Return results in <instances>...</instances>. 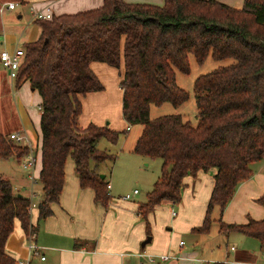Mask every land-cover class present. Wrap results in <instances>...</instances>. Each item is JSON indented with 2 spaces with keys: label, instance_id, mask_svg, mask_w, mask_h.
Wrapping results in <instances>:
<instances>
[{
  "label": "trees",
  "instance_id": "16d2710c",
  "mask_svg": "<svg viewBox=\"0 0 264 264\" xmlns=\"http://www.w3.org/2000/svg\"><path fill=\"white\" fill-rule=\"evenodd\" d=\"M34 21L40 35L22 46L13 82L17 88L28 81L41 98L37 221L50 215V204L58 201L68 157L80 187H90L95 202L109 199L106 182L88 163L110 159L96 141L105 137L113 142L118 133L105 125L78 124L79 96L103 88L89 67L96 61L115 68L122 64L121 115L127 124H142L132 151L162 160L158 179L138 205L147 234L146 216L154 207L164 200L180 201L185 177L214 168L202 223L192 229L208 232L213 207L220 216L237 184L251 176L250 164L264 157V0H242L239 8L216 0H163L161 5L102 0L96 8ZM188 53L197 63L208 54L234 62L195 78V125L179 114L149 119L150 105L177 106L187 99L175 71H189ZM24 151L0 132V157L20 158ZM257 202L264 206V192ZM27 204L0 177V264H17L5 243L15 222L27 232ZM216 221L220 232H239L263 246L264 217L246 223Z\"/></svg>",
  "mask_w": 264,
  "mask_h": 264
},
{
  "label": "crops",
  "instance_id": "0c3cea01",
  "mask_svg": "<svg viewBox=\"0 0 264 264\" xmlns=\"http://www.w3.org/2000/svg\"><path fill=\"white\" fill-rule=\"evenodd\" d=\"M8 1L15 2L14 8H5L0 12V15L5 16L4 23L1 24L3 32L0 50L8 51H11L15 45L22 47L25 43L33 42L39 37L40 26L31 19L32 10L43 9L52 15L69 14L96 8L102 2V0H0V4ZM123 1L154 5L163 3V0ZM216 1L235 8H239L242 4V0ZM89 67L103 88L79 96L82 110L78 123L81 127L89 123L103 125L104 111L111 106L115 96L121 102V89L118 82L122 64L120 63L119 68H115L103 62L92 61ZM0 91L2 92L0 98L6 101L7 110L13 116V126L4 135L23 130L38 140L39 149L40 112L38 107L41 98L37 91L30 88L28 81H23L14 88L13 80L8 78L6 71L1 67ZM38 157L36 154L34 170L36 178L40 169V152ZM254 163L250 164L251 176L237 184L220 216L218 209L213 220L216 221L220 217L224 223H246L249 219L260 220L264 217V206L257 202L264 192V173L261 172L260 165L251 167ZM96 168L94 166L95 173H97ZM214 173L215 169L210 168L207 171L198 172L195 178L185 177L181 201L174 214L170 211L167 219L158 218V214L152 213L153 210L147 214L149 234L146 232L144 220L139 217L137 211L139 203L113 199L109 191L112 188L111 185L107 189L109 199L106 204L95 202L93 190L90 187H80L76 177L75 180L68 182L70 184L68 187L65 188L66 184L62 186L58 201L50 204L52 210L50 215L37 221V209H32L30 214V223L36 226L34 243L39 248L40 256L44 258L30 255L25 245V233L18 222H15L13 231L6 240L5 251L16 262L21 260L27 264H142L144 258L138 256V253L142 251L150 254H173L174 257L170 258L172 260L162 262H166L165 264H187L189 258L194 255L192 251L180 248L184 244L180 234L187 232L199 234L192 232V229L202 223ZM9 182L11 183L10 180ZM105 182L109 184L108 181ZM37 183L39 184L38 181ZM11 185L17 194L27 196L26 189L22 194L17 187L12 183ZM21 186L26 188L29 182H24ZM39 187L41 188L40 184ZM39 193L38 201L41 199L40 190ZM146 236H150V241L141 247V242ZM180 241L183 242L182 245H179ZM234 258L236 261L249 262L256 257L250 251L245 255L238 252ZM197 263L202 264V261L198 260Z\"/></svg>",
  "mask_w": 264,
  "mask_h": 264
},
{
  "label": "rangeland",
  "instance_id": "374dc122",
  "mask_svg": "<svg viewBox=\"0 0 264 264\" xmlns=\"http://www.w3.org/2000/svg\"><path fill=\"white\" fill-rule=\"evenodd\" d=\"M4 18V15H0V39L3 32L1 24L4 23ZM5 23L8 22L5 21ZM232 62H234L232 57L215 60L208 54L202 63H197L192 54L188 53L189 71L187 73L175 71L176 84L188 92L187 99L177 106H173L169 102H164L161 105H150L148 118L154 119L162 115L179 114L183 120L189 121L191 125H195L198 119L193 89L195 78ZM1 95L2 92L0 91V96ZM7 107L6 101L0 98V132L3 134L7 133L13 126V116L9 110H7ZM108 107V110L104 111L105 118L103 120V125L117 132L118 138L113 142L105 137L98 138L96 147L98 150L110 155V159H103L98 162L97 165H95L92 160H89V168L95 171L94 166H96L97 173L99 175H104L103 179L108 181L112 186L109 191L113 199L118 198L121 200L120 195L129 193L130 198L127 201L139 204L143 203L146 200V193L151 189L153 182H155L160 175L162 160L160 158H150L134 153L132 148L142 129V124L138 122L127 124L124 121L121 115V102L116 96L111 102V106ZM127 125L128 129L126 130L125 127ZM38 156L39 149L37 150V157ZM20 161L21 158H16L14 155L0 157V177L10 180L11 183L17 187L19 192L23 194V192L25 193L24 189L29 191V187L23 188L24 186H21L24 182H27L28 179L26 176L27 171L21 168ZM257 165L261 166V172L264 173V157L260 161L252 164L251 167L255 168ZM38 166L39 157L37 158L36 167L38 168ZM75 179L76 175L73 169V162L72 159L68 157L64 165L63 186L66 184L65 188L68 187L70 185L68 182ZM33 187L35 192L38 190V199L40 196L39 190L41 191V188L38 183H34ZM134 188L137 189L138 193L132 194V189ZM180 201L171 202L164 200L154 207L152 213L155 215L158 214V218L167 219L170 211L176 212ZM213 210L214 211L211 212L212 222L208 232L199 234L187 232L180 234L181 239L184 241L183 246L180 248L192 251L194 255L192 258H189L187 264H198V260L202 261L203 264H245L236 261L234 255L238 252L245 255L247 252L250 253V251L256 257L255 259L264 255V244L260 247L258 240L255 238L247 237L242 233L234 231L226 233L220 232L216 221L213 220V218L216 217L215 212L218 211L217 206H214ZM159 221L163 220L159 219ZM165 263L160 262L156 264ZM142 264L150 263L143 259Z\"/></svg>",
  "mask_w": 264,
  "mask_h": 264
},
{
  "label": "built area",
  "instance_id": "2783aa9c",
  "mask_svg": "<svg viewBox=\"0 0 264 264\" xmlns=\"http://www.w3.org/2000/svg\"><path fill=\"white\" fill-rule=\"evenodd\" d=\"M15 6V2L8 1L4 2L3 4H0V12L7 8V9H13ZM50 12H45L43 9H37L31 11V19H49L51 17ZM24 55V50L20 45H15V47L11 50H0V67L3 68L9 79L14 80L18 66L20 64V61ZM128 129V126L126 127V130ZM8 138L12 140L15 144L20 145L24 148V153L20 157V166L23 170L27 171L26 176L29 182V191L26 196L28 204L26 207L27 213L29 215V222H30V214L32 212V209L36 208L38 204V194L34 190V183H36L37 178L34 175L35 165H36V154L38 150V140L36 138H33L29 134H27L23 130L10 132L8 135ZM106 188H110V184L106 183ZM137 193V189H132V194ZM120 198L122 200H128L130 198L129 193H125L123 195H120ZM174 214V212H171ZM31 223L28 226V230L25 233V245L26 248L29 250L31 256H39L40 259H43V256H40L39 248L34 243V237H35V231L31 228ZM182 241L179 242V245H182ZM138 256L143 257L148 263L150 264H156L160 262H164L169 260L170 258H173L174 255L170 253H164V254H150L142 251L141 253H138ZM245 264H264V255L258 259H254L251 262H243ZM17 264H27V262L18 260L16 262ZM203 264V262H202Z\"/></svg>",
  "mask_w": 264,
  "mask_h": 264
},
{
  "label": "water",
  "instance_id": "95a60500",
  "mask_svg": "<svg viewBox=\"0 0 264 264\" xmlns=\"http://www.w3.org/2000/svg\"><path fill=\"white\" fill-rule=\"evenodd\" d=\"M102 176V175H101ZM150 241V236H146V238L141 242V247H143L146 243Z\"/></svg>",
  "mask_w": 264,
  "mask_h": 264
}]
</instances>
